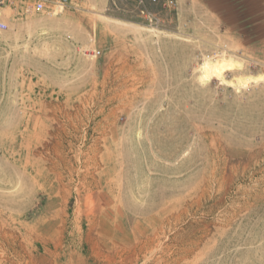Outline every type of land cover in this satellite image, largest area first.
<instances>
[{
  "label": "rangeland",
  "instance_id": "1",
  "mask_svg": "<svg viewBox=\"0 0 264 264\" xmlns=\"http://www.w3.org/2000/svg\"><path fill=\"white\" fill-rule=\"evenodd\" d=\"M176 1L0 7V264H264V0Z\"/></svg>",
  "mask_w": 264,
  "mask_h": 264
},
{
  "label": "crops",
  "instance_id": "2",
  "mask_svg": "<svg viewBox=\"0 0 264 264\" xmlns=\"http://www.w3.org/2000/svg\"><path fill=\"white\" fill-rule=\"evenodd\" d=\"M59 0H54L57 2ZM70 7L78 9H97L106 10L108 9L111 0H68ZM253 2L257 4L258 0H178L181 17L178 24L185 26L187 30L194 29L196 25H200L204 16H209L215 20L216 26L220 25V18L225 9L228 6L232 9H236L237 6L240 9V14L244 11L251 9ZM69 6V5H68ZM258 13L254 14L251 12L250 17H246L245 21L247 25H256ZM255 17V18H254ZM253 18L255 19L253 21Z\"/></svg>",
  "mask_w": 264,
  "mask_h": 264
},
{
  "label": "built area",
  "instance_id": "3",
  "mask_svg": "<svg viewBox=\"0 0 264 264\" xmlns=\"http://www.w3.org/2000/svg\"><path fill=\"white\" fill-rule=\"evenodd\" d=\"M68 0H59L57 2H50L49 0H0V7H11L23 8L24 14H42L46 12L54 13V8L64 9L67 8ZM141 7V13L148 26L153 30H159L164 24L165 19L161 16L160 12L149 10L146 5V1L154 5H158L162 10L175 11L177 9L176 0H137ZM51 4V5H48ZM54 4V7H50ZM25 5V6H24ZM24 6V7H23ZM8 25L0 21V31H7Z\"/></svg>",
  "mask_w": 264,
  "mask_h": 264
},
{
  "label": "bare ground",
  "instance_id": "4",
  "mask_svg": "<svg viewBox=\"0 0 264 264\" xmlns=\"http://www.w3.org/2000/svg\"><path fill=\"white\" fill-rule=\"evenodd\" d=\"M214 75H217V72L211 69L209 64H205L203 68L204 79L209 81Z\"/></svg>",
  "mask_w": 264,
  "mask_h": 264
},
{
  "label": "clouds",
  "instance_id": "5",
  "mask_svg": "<svg viewBox=\"0 0 264 264\" xmlns=\"http://www.w3.org/2000/svg\"><path fill=\"white\" fill-rule=\"evenodd\" d=\"M198 83H200L201 86H205V85L203 84V81L198 80Z\"/></svg>",
  "mask_w": 264,
  "mask_h": 264
}]
</instances>
